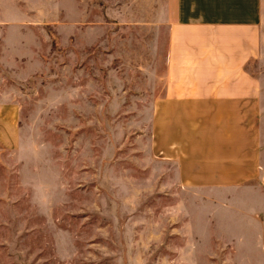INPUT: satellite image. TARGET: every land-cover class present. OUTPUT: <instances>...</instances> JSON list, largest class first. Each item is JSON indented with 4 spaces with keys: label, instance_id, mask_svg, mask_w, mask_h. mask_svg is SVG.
I'll list each match as a JSON object with an SVG mask.
<instances>
[{
    "label": "rangeland",
    "instance_id": "1",
    "mask_svg": "<svg viewBox=\"0 0 264 264\" xmlns=\"http://www.w3.org/2000/svg\"><path fill=\"white\" fill-rule=\"evenodd\" d=\"M163 13L164 0H0V33L22 43L1 83L19 136L0 150V264H264V89L263 180L178 185L149 149Z\"/></svg>",
    "mask_w": 264,
    "mask_h": 264
},
{
    "label": "crops",
    "instance_id": "2",
    "mask_svg": "<svg viewBox=\"0 0 264 264\" xmlns=\"http://www.w3.org/2000/svg\"><path fill=\"white\" fill-rule=\"evenodd\" d=\"M259 20V0H164L149 149L174 166L184 188H237L261 178ZM20 38L0 33V150L18 143V103L1 83L17 69V51L21 60Z\"/></svg>",
    "mask_w": 264,
    "mask_h": 264
}]
</instances>
